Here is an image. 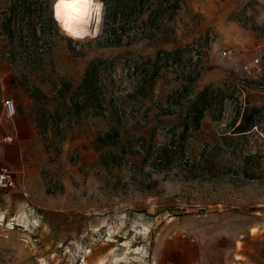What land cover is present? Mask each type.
<instances>
[{"label":"rangeland","instance_id":"1","mask_svg":"<svg viewBox=\"0 0 264 264\" xmlns=\"http://www.w3.org/2000/svg\"><path fill=\"white\" fill-rule=\"evenodd\" d=\"M54 1L0 0L3 57L21 46L17 70L47 89L35 106L45 188L5 216L0 264H264V0H97L101 20L83 39L61 30ZM178 48L183 60L154 81L137 75ZM91 62L103 108L85 107ZM206 86L227 93L222 115L214 103L185 153L157 166ZM246 106L263 108L258 126L233 133Z\"/></svg>","mask_w":264,"mask_h":264},{"label":"crops","instance_id":"2","mask_svg":"<svg viewBox=\"0 0 264 264\" xmlns=\"http://www.w3.org/2000/svg\"><path fill=\"white\" fill-rule=\"evenodd\" d=\"M21 48L19 45L10 46L6 51L12 56L7 58L3 57L1 52L4 49L0 46V110L7 97L13 98L18 108L16 117L3 124V134L12 136L13 141L0 140V168L6 166L12 170L16 183L10 189L0 188V215L7 217L31 206L29 195L45 188L41 169L46 165L47 157L39 149L44 145L40 123L46 118L42 110L35 111V106L38 104L37 95L44 96L47 89L37 84L35 78L26 77L17 70V62H28L19 55ZM239 264H245V261Z\"/></svg>","mask_w":264,"mask_h":264},{"label":"trees","instance_id":"3","mask_svg":"<svg viewBox=\"0 0 264 264\" xmlns=\"http://www.w3.org/2000/svg\"><path fill=\"white\" fill-rule=\"evenodd\" d=\"M105 3L110 7L108 0H105ZM178 1L175 2L174 7L178 8ZM102 10L99 12L98 22L101 20ZM109 17H111V10L109 13ZM184 50L182 48H178L174 52H164L160 51L157 55V58L153 62H141L134 67L137 75L142 77V80H147L151 78V82L158 78L159 74L163 70L164 67L169 66L170 60H173V63H176L178 60H183ZM166 61V62H162ZM168 61V62H167ZM172 63V64H173ZM182 63V62H180ZM101 66L98 62H91L84 81L81 86V90L83 93L87 95V103H85V107L88 105H94L96 107L103 108V101L101 95ZM151 72V73H150ZM150 77V78H148ZM184 97H190L188 92V86L184 87ZM183 91V92H184ZM183 96V93L177 97L174 96V99H178ZM135 98V96H133ZM227 97V93L223 90L213 89L211 86H206L203 90L198 92L195 98L188 99L187 112L185 117L183 118V127L184 130L179 137L174 135L169 142H167L164 146L160 147L158 150V154L155 158V164L159 167L169 166L175 159L178 158L179 154L182 152L185 153V145L189 133L197 132L202 125L203 119L206 117L207 113L212 109L214 103L217 104V109L219 111V116L222 115V112L225 107V99ZM90 99H93L90 102ZM217 100L214 102V100ZM89 101V102H88ZM263 110L262 107L258 106H246L243 112V118L241 124L237 125V119L241 114V109L239 108L235 114V117L232 121L231 127L233 128V133H245L252 131L256 124V117Z\"/></svg>","mask_w":264,"mask_h":264},{"label":"bare ground","instance_id":"4","mask_svg":"<svg viewBox=\"0 0 264 264\" xmlns=\"http://www.w3.org/2000/svg\"><path fill=\"white\" fill-rule=\"evenodd\" d=\"M98 5L97 0H55L53 17L66 35L75 39L87 38L94 35L98 18ZM146 229L148 228L146 227ZM136 253L141 254L140 251ZM144 255L146 252L141 254L139 259L143 260ZM104 263V260L100 262V264ZM142 263L146 264L145 261ZM154 264L158 263L155 261Z\"/></svg>","mask_w":264,"mask_h":264},{"label":"built area","instance_id":"5","mask_svg":"<svg viewBox=\"0 0 264 264\" xmlns=\"http://www.w3.org/2000/svg\"><path fill=\"white\" fill-rule=\"evenodd\" d=\"M226 53V52H225ZM1 65V62H0ZM103 81V80H102ZM104 81H106L104 79ZM102 85V82L100 81V86ZM102 87V86H101ZM58 92V88L56 90ZM18 112L17 104L13 98L7 97L3 100L2 108L0 110V140L10 142L13 141V137L9 135L3 134V124L8 119H13L16 117ZM69 121L68 116H64L60 120V124L64 125L66 122ZM15 179H14V173L12 170H10L8 167L3 166L0 168V188L3 189H10L15 186ZM5 215H0V225L5 222ZM9 221H12L13 224L20 225L21 222H19L17 216H13ZM8 221V222H9ZM77 264H86L85 258H82Z\"/></svg>","mask_w":264,"mask_h":264}]
</instances>
